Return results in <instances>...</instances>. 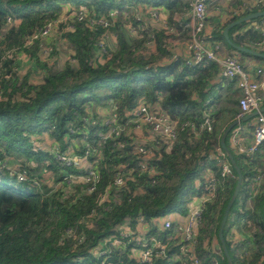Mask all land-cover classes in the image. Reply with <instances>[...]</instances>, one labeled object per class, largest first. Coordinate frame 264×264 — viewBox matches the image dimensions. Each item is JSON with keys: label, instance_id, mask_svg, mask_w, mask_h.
Returning <instances> with one entry per match:
<instances>
[{"label": "trees", "instance_id": "trees-1", "mask_svg": "<svg viewBox=\"0 0 264 264\" xmlns=\"http://www.w3.org/2000/svg\"><path fill=\"white\" fill-rule=\"evenodd\" d=\"M192 2L0 0V160L18 164L14 171L0 165V264H141L137 251L155 241L165 254L153 247L152 264H191L180 249L179 223L165 228L159 220L174 214L185 219L194 199L204 195L207 176L215 180V194L204 203L190 244L201 264H227L215 244L237 175L233 169L232 176H221L212 156L229 161L220 137L237 119L240 90L235 79L221 76L216 62L194 61L176 47L175 41L190 40L186 14ZM241 6L238 0L237 13L227 12L224 21L207 16L204 35L220 45V53L234 52L247 69L243 57L261 64L264 58L238 52L223 29L264 11V1ZM150 8L165 14V25L146 12ZM112 10L116 18L108 26L95 22L110 19ZM49 23L50 34L28 44ZM263 25L264 17L249 19L232 26L228 36L264 53L256 46L264 40ZM59 46L66 48L63 63ZM141 103L158 106L176 122L173 140L154 145L143 140L145 128L126 123ZM98 108L115 109L124 131L102 139L108 129ZM206 117L211 130L199 128ZM234 127L224 142L241 182L223 238L231 264H264V141L252 154L239 153L230 142ZM250 132L243 136L250 139ZM140 145L152 156L139 154ZM61 153L85 157L97 177L82 180L86 169L56 159ZM22 170L25 181L17 179ZM123 228L131 235L122 236Z\"/></svg>", "mask_w": 264, "mask_h": 264}, {"label": "built area", "instance_id": "built-area-1", "mask_svg": "<svg viewBox=\"0 0 264 264\" xmlns=\"http://www.w3.org/2000/svg\"><path fill=\"white\" fill-rule=\"evenodd\" d=\"M208 0H193L190 16L192 20L190 40L186 44V50L190 53L191 58L194 61L206 58L208 60L216 62L220 66L221 76L227 79H235L237 87L240 90L238 98L239 113L237 115V126L231 130L230 142L232 147L239 153L252 154L256 147L264 141V112H261L262 102L264 99V68L257 67L255 69L245 68L240 58L234 53H220V45L218 43H211L206 39L204 30L207 26V3ZM264 0H248V3L242 4L243 7L250 8L258 4H262ZM149 14L156 21H161L165 25V19H162L157 9L150 8ZM237 13L236 10L232 11ZM117 11L112 10L109 14L110 19L105 17L99 18L96 23L106 27L110 24V21L115 20ZM138 17L141 13H137ZM78 19L84 17L82 10L77 13ZM54 23L47 24L44 28L34 33L29 40L28 44L32 43V40L37 38L47 37L53 29ZM260 31L264 37V26L260 27ZM256 46L264 51V40L257 43ZM48 50L50 48H47ZM46 49V50H47ZM46 50L43 51L46 54ZM252 112H257L254 117L255 121L252 124H241L244 117ZM127 124H132L136 131H142L143 128L149 132L150 138L148 141L154 142V145L162 141H171L176 136V122L173 121L165 112L161 111L158 106H148L141 103L131 114L130 118L126 120ZM103 124L107 127V132L102 134V139H108L112 136H118L120 132L124 131L126 124H121L118 120V115L115 109H110L109 113L104 117ZM193 129L195 126L193 123L189 124ZM207 127L211 130L210 119L206 117L204 122L199 128ZM251 127V139H247L243 136V133L250 130ZM151 145V148L154 147ZM89 149L86 150L85 156L89 153ZM137 152L144 157H151L153 152L144 146L137 147ZM216 158L217 163L220 165L221 176H232L233 168L231 163L218 156H212ZM56 159L64 162L66 165H73L78 168H84L88 172V177H83L82 180L90 181L92 178L97 177L95 167L88 163L85 157H78L75 154L61 153L56 155ZM17 179L19 181H25L27 179L25 170L17 173ZM123 178L121 175L116 176L115 183L121 184ZM257 182H260L259 177ZM205 193L203 196L194 199L191 204L190 212L183 219V223H179V230L182 235L181 241L184 243L180 247L181 252L188 253L191 260V264H201L200 261L193 255V248L190 241L194 237L197 225L201 220L203 211V205L206 201L213 199L215 194V180L212 176L206 177ZM93 187H90V191ZM175 217H179L178 214H174ZM165 227L169 228L173 222V215H168L159 220ZM121 235L128 237L131 232L128 228H123ZM119 244V241L115 242ZM152 247H144L137 251V259L141 264H152L154 250L153 247L158 248V255L165 254V246L160 245L158 242H153ZM142 246L145 244L138 242Z\"/></svg>", "mask_w": 264, "mask_h": 264}, {"label": "water", "instance_id": "water-1", "mask_svg": "<svg viewBox=\"0 0 264 264\" xmlns=\"http://www.w3.org/2000/svg\"><path fill=\"white\" fill-rule=\"evenodd\" d=\"M257 17H264V11H259V12H255V13H251V14H248L244 17H241L239 18L238 20L236 21H233L231 23H229L224 29H223V36L225 38V40L227 41L228 44H230L234 49H236L238 52H242V53H247V54H250V55H253V56H256V57H261V58H264V53H261V52H258V51H255V50H252V49H248V48H245V47H241V46H238L236 44H233L228 36V31L229 29L240 23V22H243V21H246V20H249V19H254V18H257ZM256 25V22L253 21L251 23V25H249V27L251 26H255ZM261 112H264V108L261 109ZM257 115V112H252L248 115H246L244 117V119L242 121H245V120H248L250 118H253ZM239 121L236 119L234 121H232L226 128L225 130L223 131L221 137H220V145L222 147V149L226 152V155L229 159V162L231 163V166L232 168L236 171V175H237V179H236V185H235V188H234V191L224 209V212H223V215H222V219H221V222H220V225H219V229H218V243L215 244V248L218 250V251H221L223 252V254L226 256V259H227V264H231V259H230V256L228 254V251H227V248H226V245H225V242H224V238H223V227H224V224L226 222V219H227V216H228V213H229V210H230V207L239 191V188H240V182H241V172L240 170L238 169L236 163H235V160L231 154V152L226 148L225 146V137L227 135V133L230 131V129L232 127H234ZM233 178V177H232ZM263 211H264V205H263Z\"/></svg>", "mask_w": 264, "mask_h": 264}, {"label": "crops", "instance_id": "crops-1", "mask_svg": "<svg viewBox=\"0 0 264 264\" xmlns=\"http://www.w3.org/2000/svg\"><path fill=\"white\" fill-rule=\"evenodd\" d=\"M241 1H242V4L248 3V0H241ZM237 2H238V0H208L207 16L217 15L218 14L220 16L221 20L224 21L226 16H227V12H231V11L236 10L235 7H236ZM241 7H243V6H241ZM148 11H149V9H146V12H148ZM139 13H141V15H142V11H140ZM159 15H160V17L162 19H165L164 18L165 14L163 12L160 11ZM186 15H187L188 20H189L188 26L191 28L192 20H191L190 12H188V14H186ZM150 22H153V20L151 19ZM110 40L113 43V40L112 39H110ZM174 43H175L176 47L180 51H182L184 53L188 52L186 50V41L181 42L180 40H178V41H175ZM243 62H244L245 65L249 66L250 69H255L257 67H263L264 68V64L259 63V61L254 59L253 57L245 56V57H243ZM103 111L107 112V111H109V109H107V108H98V113L99 112L101 113ZM254 121H255V119L253 117L249 121L245 122L246 123L245 125L252 124V123H254ZM246 132H250V130H247ZM250 134H251V132H250ZM149 138H150L149 132H148V135H146V134L143 135V140L148 141ZM251 138H252V135H251ZM175 220L177 222H179V223H183V218L180 215H179L178 219L176 217Z\"/></svg>", "mask_w": 264, "mask_h": 264}, {"label": "rangeland", "instance_id": "rangeland-1", "mask_svg": "<svg viewBox=\"0 0 264 264\" xmlns=\"http://www.w3.org/2000/svg\"><path fill=\"white\" fill-rule=\"evenodd\" d=\"M107 44L109 45V46H113V43L111 42V40L110 39H108L107 40ZM60 45V44H59ZM51 51V49H47L46 50V54H48L49 52ZM58 51H59V53H60V55H61V61H62V63L64 62V60H65V56H66V48H65V46H59V48H58ZM225 53V52H224ZM100 113V112H99ZM109 113V111H103V112H101L100 114L104 117V116H106L107 114ZM50 144V141H46V146H48ZM0 165H1V168H2V166H3V168H6L7 170H11V171H14V170H17L18 169V164H17V162H15V161H12V160H8V159H5L3 162H2V160H0ZM50 178H48V180H49ZM173 219L175 220L176 219V217H175V215H173Z\"/></svg>", "mask_w": 264, "mask_h": 264}]
</instances>
